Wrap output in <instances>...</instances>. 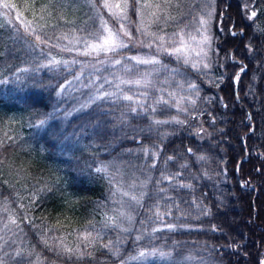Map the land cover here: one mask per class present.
I'll return each instance as SVG.
<instances>
[{
	"label": "trees",
	"instance_id": "trees-1",
	"mask_svg": "<svg viewBox=\"0 0 264 264\" xmlns=\"http://www.w3.org/2000/svg\"><path fill=\"white\" fill-rule=\"evenodd\" d=\"M44 1L0 0V201L16 219L7 264H264V0H214L221 80L165 51L158 64L125 68L126 55L154 52L131 10L116 67L104 52L85 55L99 25L81 32L79 21L69 45L74 34L33 29ZM132 77L142 85L124 82ZM90 81L123 83L69 106L66 85L71 97ZM116 163L144 172L128 195ZM140 251L156 254L133 259Z\"/></svg>",
	"mask_w": 264,
	"mask_h": 264
},
{
	"label": "rangeland",
	"instance_id": "rangeland-1",
	"mask_svg": "<svg viewBox=\"0 0 264 264\" xmlns=\"http://www.w3.org/2000/svg\"><path fill=\"white\" fill-rule=\"evenodd\" d=\"M44 2H45L44 8L41 9L40 14L35 17V22L33 23V29L36 30L40 29V31H44L47 28L48 29L56 28L57 34L54 36L56 39H59L61 36L62 37L67 36V34H74L75 36L69 38V40H72L73 42L68 43L69 45L72 46L78 45L76 42L79 41L78 38L79 32L76 29L77 27L75 26L76 23L81 21L80 22L81 28L80 27L79 28L80 31L83 32L84 29L86 30V28L90 27L91 25L92 26H94V24L99 25L98 17H100V15L104 13V10L101 9L100 6L101 2H99L100 3L99 4L97 0H96L95 8L91 7L87 2V0H45ZM152 2L161 3V11L158 13V15H160V21L158 23L150 24L151 17L149 14L152 11V9L144 10L143 21L145 25L150 24V27H148L147 30L152 33H155V36L146 37L142 33H140L139 37L145 38L143 40L144 45L152 43L153 47L150 49L154 50V52L149 56L142 54H128L126 55V58L128 59V57L131 56H139L140 58L143 59H148L152 57L157 58L158 54H160V52L162 51H165V49L171 51L172 47L179 46V39H180L179 36L173 34L178 33L180 32L181 29H183L184 39L186 43L190 46L191 51L187 56V59L189 61L188 63L184 62V57H180L181 60L185 64L190 65L193 70L199 71L200 73L207 76L209 80H214L216 78L221 80L220 76H214L216 75V73L214 72V68H213L214 58H215V53L213 51H215L214 50L215 45H213L212 43L213 38L211 33V20L213 19V15L215 11L214 0H171L170 4H165L164 0H152ZM57 4L60 6V9L59 7L57 8L58 6ZM45 10L49 12L50 15L51 14L52 15L46 18L43 13L45 12ZM104 17L106 20H108L110 26L116 27L115 22L110 18L107 12H105ZM166 17H174L175 19H166ZM201 18H203L206 21V23L201 24L200 23ZM57 22L59 23L56 24ZM98 27L93 29L98 31ZM189 34L195 37V39L194 40L190 39ZM159 36H164V40L163 41L158 40L157 37ZM205 37H207V39H205ZM56 39H50V40L55 41ZM124 41L126 44L130 42L128 38L127 41L126 38H124ZM59 44H60L59 46L68 45L67 42L59 43ZM85 44L81 46L80 48L81 52L86 51ZM161 45H163V47H161ZM118 51L104 52L105 54L104 57L106 58V61L107 62L110 61L113 64V67H116L118 65L116 63L117 60L120 61V59L111 58ZM102 53L103 52L91 51L90 55L98 56ZM55 55L57 57L54 58H58V55L57 54ZM128 60L130 64H128L125 68H129V66L131 67V65L134 64L137 66L141 65L130 59ZM193 64L195 65V67L192 66ZM205 65H207V67H205ZM238 72L240 73L237 74H241L242 71H240L239 69ZM236 78L238 77L235 76V79ZM134 79L141 80L138 77H132V79L124 78V82L133 81ZM121 81H123V79H121ZM216 81L218 82V80ZM74 82L77 81H73L72 84H74ZM121 83L123 82L112 81V84H110L109 86H107V88L105 87V89L102 90L101 83L99 84V82L97 83V81H94L93 83V81H90V83H88V86H84V84H82L81 86L79 85V87H81L80 93L78 92L77 94H75V96L73 95L71 97L69 96L73 93L69 91L70 83H68L66 85L67 87L64 90V95L68 96L69 106L71 104V107L75 108L76 104L78 103L79 104L78 107H80L81 105L80 103H82V101L80 100L86 99L87 96L92 98L93 96L94 97L98 96L101 93L118 94ZM67 92L69 93L67 94ZM82 95L86 97L84 96L82 97ZM124 96H131L132 98L134 97L130 95V93L125 94ZM72 100L75 101L71 103ZM71 112H73V110L71 111L68 110V113ZM111 168H113L116 175H121L118 178V181L123 186L120 187V191L122 193L133 192L134 189H132V187L134 186V183L138 180L141 182L142 181L141 179L144 176V172L138 169L140 167H137V169L136 168L130 169L127 168V166H123L120 165L119 163H116L114 165L111 164ZM11 174L12 176H14V170L11 172ZM129 178L132 179V181L130 182L131 186H128L126 184ZM122 211L124 214H128V212L130 213V209L127 207L126 203H124V208ZM11 217H14L11 208L8 206L7 203H5L4 200L0 201V255H1L0 264H7L5 260L6 255L9 253L14 254V224L10 222Z\"/></svg>",
	"mask_w": 264,
	"mask_h": 264
},
{
	"label": "snow or ice",
	"instance_id": "snow-or-ice-1",
	"mask_svg": "<svg viewBox=\"0 0 264 264\" xmlns=\"http://www.w3.org/2000/svg\"><path fill=\"white\" fill-rule=\"evenodd\" d=\"M89 5L95 8L96 0H87ZM165 4H170L171 0H164ZM3 6L8 8L10 5L8 2H4ZM101 6L107 11L110 18L115 22L116 27H112L109 25L108 20L104 19L102 16L98 17L99 19V27L98 32L101 33L100 35H95L94 40L95 42H90L85 44L86 51L83 53L85 55L90 54L91 51L96 52H116L120 49H125L129 47V44H126L124 38H128L129 41L132 40V31L130 30V26L133 24L131 18L129 16V11L131 10L137 17H138V24L136 26V32L142 33L144 36H155V33L148 31V27H150L151 23H158L160 21V15L158 13L161 11V3H153L152 0H101ZM145 9H152L150 12V24L145 25L143 21L144 10ZM253 16L256 15L255 12L252 13ZM166 19H175L174 17H166ZM201 24L206 23V21L201 18ZM90 35H92L90 33ZM173 35L179 36V46L172 47L171 51L165 49V52L168 55H176L178 58L184 57V62L188 63L187 56L191 51L190 46L186 43L184 36H183V29L180 30L178 33H174ZM189 38L194 40L195 37L189 34ZM40 40V37L36 38ZM158 40L163 41L164 36L157 37ZM207 39V37H205ZM140 45L147 48H152L153 44L149 43L147 45L143 44V41H140ZM163 47V45H161ZM128 59L135 61L138 64H158L160 61L156 57L143 59L139 56H131ZM50 63H56L55 61H50ZM117 64L120 63L119 60L116 61ZM195 67V65H192ZM207 67V65H205ZM243 71V69H241ZM3 81H0L2 83ZM125 83H135L140 84L141 80L135 81H125ZM107 95V94H106ZM123 99L131 100V96H124ZM135 111V109H132ZM46 123V120H39L38 124L42 127ZM155 123H165L164 121H155ZM188 151H191L189 149ZM106 171V168L99 167L95 169V172L101 173ZM6 183V181H5ZM41 192H51L50 188L44 187L40 189ZM124 195H128V193H124ZM131 199L136 200V197L133 196ZM129 219H131L129 217ZM113 226L115 225V221L112 218H109ZM10 222L15 224L16 219L15 217L10 218ZM167 227L171 228V225ZM124 231H127L126 229ZM91 236V233L83 234V238L87 240ZM137 240L141 239V237H136ZM45 245L47 246V241H44ZM104 247H109V245H104ZM65 252H72V249L65 248ZM155 252H148V251H140L138 257H133V259L143 258L146 255H155ZM161 256L168 255L167 253H159Z\"/></svg>",
	"mask_w": 264,
	"mask_h": 264
},
{
	"label": "flooded vegetation",
	"instance_id": "flooded-vegetation-1",
	"mask_svg": "<svg viewBox=\"0 0 264 264\" xmlns=\"http://www.w3.org/2000/svg\"><path fill=\"white\" fill-rule=\"evenodd\" d=\"M253 129V128H252Z\"/></svg>",
	"mask_w": 264,
	"mask_h": 264
}]
</instances>
